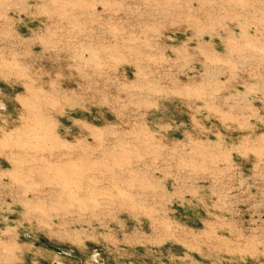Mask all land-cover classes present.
Listing matches in <instances>:
<instances>
[{
    "label": "rangeland",
    "instance_id": "374dc122",
    "mask_svg": "<svg viewBox=\"0 0 264 264\" xmlns=\"http://www.w3.org/2000/svg\"><path fill=\"white\" fill-rule=\"evenodd\" d=\"M0 264H264V0H0Z\"/></svg>",
    "mask_w": 264,
    "mask_h": 264
},
{
    "label": "water",
    "instance_id": "95a60500",
    "mask_svg": "<svg viewBox=\"0 0 264 264\" xmlns=\"http://www.w3.org/2000/svg\"><path fill=\"white\" fill-rule=\"evenodd\" d=\"M41 241L50 249L55 250L57 252H61L60 249H58L57 247L51 245L49 242H47L45 239L41 238Z\"/></svg>",
    "mask_w": 264,
    "mask_h": 264
}]
</instances>
